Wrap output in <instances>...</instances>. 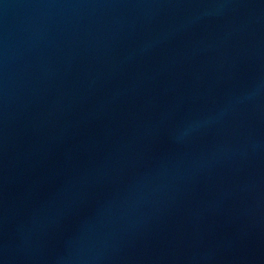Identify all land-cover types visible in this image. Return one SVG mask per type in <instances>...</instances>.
Masks as SVG:
<instances>
[{
	"label": "water",
	"instance_id": "1",
	"mask_svg": "<svg viewBox=\"0 0 264 264\" xmlns=\"http://www.w3.org/2000/svg\"><path fill=\"white\" fill-rule=\"evenodd\" d=\"M0 264H264V0H0Z\"/></svg>",
	"mask_w": 264,
	"mask_h": 264
}]
</instances>
